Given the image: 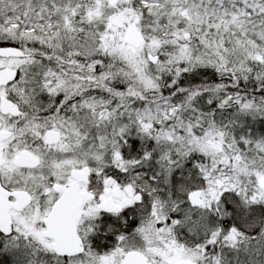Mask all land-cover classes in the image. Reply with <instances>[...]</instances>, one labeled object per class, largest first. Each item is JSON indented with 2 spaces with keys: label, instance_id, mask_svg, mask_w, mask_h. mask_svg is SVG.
Returning <instances> with one entry per match:
<instances>
[{
  "label": "snow or ice",
  "instance_id": "obj_1",
  "mask_svg": "<svg viewBox=\"0 0 264 264\" xmlns=\"http://www.w3.org/2000/svg\"><path fill=\"white\" fill-rule=\"evenodd\" d=\"M0 264H264V0H0Z\"/></svg>",
  "mask_w": 264,
  "mask_h": 264
}]
</instances>
